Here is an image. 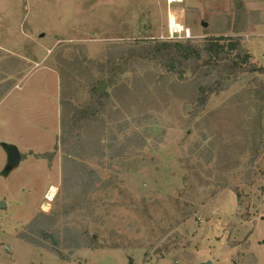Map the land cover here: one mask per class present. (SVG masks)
<instances>
[{"label": "rangeland", "instance_id": "obj_1", "mask_svg": "<svg viewBox=\"0 0 264 264\" xmlns=\"http://www.w3.org/2000/svg\"><path fill=\"white\" fill-rule=\"evenodd\" d=\"M220 37L245 70L195 114L205 70L179 79L143 48ZM0 47V70H51L60 98L54 130L0 139V264H264V0H0ZM93 83L103 112L67 134Z\"/></svg>", "mask_w": 264, "mask_h": 264}, {"label": "trees", "instance_id": "obj_2", "mask_svg": "<svg viewBox=\"0 0 264 264\" xmlns=\"http://www.w3.org/2000/svg\"><path fill=\"white\" fill-rule=\"evenodd\" d=\"M223 37L207 39L202 47L192 45L189 42H159L155 41L147 48H143V58L148 61L159 62L167 71L176 74L179 79L184 78L185 72L190 68L204 69L198 76L203 79L209 78L210 85L208 87H200L199 98L197 100L198 107L195 114L199 113L205 108L207 98L210 94H217L228 85L229 82H235L238 79L240 72H243V65L247 63V57H240L239 43L231 41L226 45L219 44L224 41ZM236 52L235 57L230 58V54ZM255 70V69H253ZM249 72H252L250 70ZM253 83L258 91H264V86L254 79ZM90 104L85 105L84 108L76 110L74 115L68 119L69 128L65 131L67 134L82 130L85 124L91 118H97L103 112L107 103V96L101 93V84L93 83L90 89ZM66 159H70L73 153L65 152ZM238 197L239 194L236 193ZM47 218L43 217V220ZM35 232L40 235L42 239L53 240L54 237L48 234L46 228L35 225ZM32 244H39L36 240H26ZM57 244L56 240H53ZM78 247V245H76ZM59 255L60 259L63 257L58 251L50 249Z\"/></svg>", "mask_w": 264, "mask_h": 264}, {"label": "crops", "instance_id": "obj_3", "mask_svg": "<svg viewBox=\"0 0 264 264\" xmlns=\"http://www.w3.org/2000/svg\"><path fill=\"white\" fill-rule=\"evenodd\" d=\"M4 51L9 50L0 47V52ZM0 71L2 74L0 82L7 83L0 94V139L8 138L12 133L16 137L29 135L33 137L37 135L33 132L40 131L39 125H42L43 134H47V127L53 126L52 129L54 130L56 126L51 123L60 113L59 93H55L58 86L57 75L53 71L47 70L42 73H34L32 77L20 78L24 72L22 69L19 75L17 73L19 70L15 72L13 68L10 71L3 69ZM14 79L21 81L22 87L19 91L13 89ZM16 89H19V85ZM24 130H29V133H23ZM16 131L20 133L17 134ZM23 144L25 143L22 142L17 145Z\"/></svg>", "mask_w": 264, "mask_h": 264}, {"label": "water", "instance_id": "obj_4", "mask_svg": "<svg viewBox=\"0 0 264 264\" xmlns=\"http://www.w3.org/2000/svg\"><path fill=\"white\" fill-rule=\"evenodd\" d=\"M205 27L206 24H203ZM104 86V85H103ZM5 152L7 155V164L5 167V172L11 171L12 169L17 168L20 163H21V154L18 151L16 147L13 146H6L5 147ZM3 203L0 202V207H3ZM200 264H212L211 262H206V263H200Z\"/></svg>", "mask_w": 264, "mask_h": 264}, {"label": "bare ground", "instance_id": "obj_5", "mask_svg": "<svg viewBox=\"0 0 264 264\" xmlns=\"http://www.w3.org/2000/svg\"><path fill=\"white\" fill-rule=\"evenodd\" d=\"M178 1H179V3L182 2V0H178ZM174 2H176V0H170V4H172ZM175 18L176 17L172 13L169 14V16H168V19H169L168 23H169V25L168 26L172 30L173 29H176L178 31H182L183 30L182 29V26L176 22ZM54 196H55V188L53 186H51L50 189H49L48 195L46 196V199L48 201H52L53 198H54ZM46 207H47V205H45L44 209H46Z\"/></svg>", "mask_w": 264, "mask_h": 264}, {"label": "built area", "instance_id": "obj_6", "mask_svg": "<svg viewBox=\"0 0 264 264\" xmlns=\"http://www.w3.org/2000/svg\"><path fill=\"white\" fill-rule=\"evenodd\" d=\"M167 3L170 5V0H167ZM174 3H179V1L176 0V2H174ZM172 4H173V3H172ZM171 30H172V29L169 28V32H170ZM173 30H176V29H173ZM177 32H179V31H177ZM177 32H175V33L170 32L171 37H172V34H176ZM185 38H190V35H189V33H188L187 30H186V33H185ZM37 66H38V65H37Z\"/></svg>", "mask_w": 264, "mask_h": 264}]
</instances>
